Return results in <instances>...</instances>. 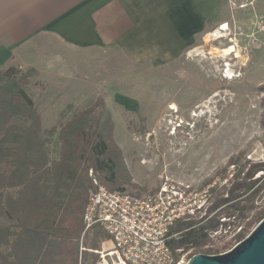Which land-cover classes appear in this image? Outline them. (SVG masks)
Segmentation results:
<instances>
[{
	"label": "rangeland",
	"instance_id": "rangeland-1",
	"mask_svg": "<svg viewBox=\"0 0 264 264\" xmlns=\"http://www.w3.org/2000/svg\"><path fill=\"white\" fill-rule=\"evenodd\" d=\"M233 11L224 38L208 35L198 50L160 66L117 48L60 49L46 39L47 60L27 88L45 130L59 124L67 105L79 113L102 98L131 178L124 192L146 197L167 178L192 186L206 203L196 219L207 216L203 223L227 224L216 234L209 232L203 249L212 255L232 250L242 232L246 239L260 224L252 219L264 206L262 169L253 174L252 180L260 181L254 201L243 197L239 211H227L230 218L220 216L223 208L208 215L216 200L228 197L239 174L264 163V0L233 4ZM230 46L236 51L225 56ZM8 67L34 69L18 61ZM101 231L105 234L99 227L83 233L80 250L109 251L110 241L103 242ZM83 255L95 264L94 257ZM184 255L189 262L198 254L190 249Z\"/></svg>",
	"mask_w": 264,
	"mask_h": 264
},
{
	"label": "trees",
	"instance_id": "trees-1",
	"mask_svg": "<svg viewBox=\"0 0 264 264\" xmlns=\"http://www.w3.org/2000/svg\"><path fill=\"white\" fill-rule=\"evenodd\" d=\"M36 73L16 67L0 70V264H80L84 212L94 190L90 172L110 191L124 192L131 178L104 100L98 98L79 113L67 105L59 124L45 130L27 92ZM262 169L264 163L239 174L228 197L216 200L208 215L223 208L220 216L230 218L227 211H239L243 197L254 201L260 181L252 178ZM206 217L175 225L172 232L179 237L168 243L173 252L194 249L195 254L212 255L203 249L209 232L227 224L203 223ZM263 220L264 206L252 221ZM101 237L109 240L102 231ZM244 239L245 232L236 237L237 243ZM89 250L81 254L82 264H88L84 253L97 263L92 251L100 250Z\"/></svg>",
	"mask_w": 264,
	"mask_h": 264
},
{
	"label": "crops",
	"instance_id": "crops-1",
	"mask_svg": "<svg viewBox=\"0 0 264 264\" xmlns=\"http://www.w3.org/2000/svg\"><path fill=\"white\" fill-rule=\"evenodd\" d=\"M251 1L0 0V70L12 61L40 70L46 39L60 49L117 48L165 65L222 25L231 28L233 4Z\"/></svg>",
	"mask_w": 264,
	"mask_h": 264
},
{
	"label": "built area",
	"instance_id": "built-area-1",
	"mask_svg": "<svg viewBox=\"0 0 264 264\" xmlns=\"http://www.w3.org/2000/svg\"><path fill=\"white\" fill-rule=\"evenodd\" d=\"M90 177L94 190L84 212V233L99 227L111 243L109 251L97 252L96 264L188 263L185 251L173 252L168 243L179 237L172 232L177 223L204 218L196 219L206 203L192 186L167 178L157 193L137 197L108 190L93 177L92 171ZM85 250L81 247L80 251Z\"/></svg>",
	"mask_w": 264,
	"mask_h": 264
},
{
	"label": "water",
	"instance_id": "water-1",
	"mask_svg": "<svg viewBox=\"0 0 264 264\" xmlns=\"http://www.w3.org/2000/svg\"><path fill=\"white\" fill-rule=\"evenodd\" d=\"M187 264H264V220L232 250L218 255H195Z\"/></svg>",
	"mask_w": 264,
	"mask_h": 264
},
{
	"label": "bare ground",
	"instance_id": "bare-ground-1",
	"mask_svg": "<svg viewBox=\"0 0 264 264\" xmlns=\"http://www.w3.org/2000/svg\"><path fill=\"white\" fill-rule=\"evenodd\" d=\"M228 30H229L228 25L227 24H224V25H222L221 28H219V31L213 33L212 35L214 37H217V39L218 38H224L225 37V34L224 33L226 31H228ZM235 51H236L235 50V47L234 46H230L229 48L225 49L223 53H224L225 56H231L233 53H235ZM226 72L229 73L230 70H228V71L226 70Z\"/></svg>",
	"mask_w": 264,
	"mask_h": 264
}]
</instances>
